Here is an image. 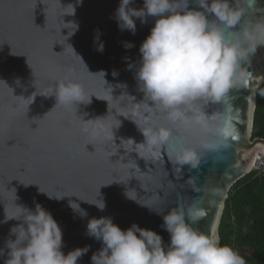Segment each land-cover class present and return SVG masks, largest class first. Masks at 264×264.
Listing matches in <instances>:
<instances>
[{
	"label": "water",
	"instance_id": "95a60500",
	"mask_svg": "<svg viewBox=\"0 0 264 264\" xmlns=\"http://www.w3.org/2000/svg\"><path fill=\"white\" fill-rule=\"evenodd\" d=\"M229 3L245 13L236 26L225 30L226 37L232 40V34L238 35L246 28L247 34L239 38L246 51L249 44L257 46L256 52L241 62L253 79L247 88L230 90L220 102H200L209 116L229 112L238 139H229L227 148L212 152L200 147L204 139L200 135H186V143L197 149L198 162L192 168L173 165L166 148L156 164L146 162L135 152L126 154L122 148L109 158L108 150L116 151L110 143L81 132L84 119L87 122L107 116L108 103L95 96L110 97L112 88L114 100H109V114L97 125L108 127L119 119L121 126L114 130L117 145L121 138L144 142L136 124L120 115L132 118L135 103L145 102L135 76L142 60L140 47L158 17H147V23L137 19L133 35L118 27L115 13L120 0H83L82 5L77 0H0V264H5L8 258L6 241L16 238L10 234L11 228L22 223L17 220L5 223L6 215L22 218L23 210L17 206L35 211L37 203L60 225L64 242L61 250L65 255L90 246L77 264H91L92 255L102 248L101 241L86 235L88 220L93 217H110L122 230L133 224L153 230L163 238L167 249L171 237L161 227L163 216L179 205L185 211L196 205L205 215L198 221L187 222L205 234L215 233L221 243L220 226L229 192L251 172L259 151L264 152V139L252 138L257 90L264 82V27L252 29L264 25V0H229ZM69 4L76 6L74 16H64L71 12L63 8ZM143 6L144 0H134L130 5L137 9ZM189 9L204 11L196 0H189ZM207 16L209 22L219 23L213 14ZM62 21L79 25L66 42L62 36H67L70 30L63 27L71 26ZM98 31L104 44L103 53L94 44ZM126 42L134 47L126 49ZM89 72H104L105 76ZM67 78L83 84L88 95H95L91 104L80 105L78 111L77 107L57 106L45 116L57 103L55 96H51L56 82ZM35 92L37 96L29 105L31 101L23 98ZM147 102L153 106L151 101ZM143 110L142 104L140 111ZM152 121L157 127H172L163 113L153 115ZM121 156L125 157L121 162H129L127 165L116 163ZM177 167L180 171H176ZM39 187L49 195L71 197L50 199ZM99 189L106 202L103 212L81 201L95 200ZM70 201L79 204L87 217L74 212L69 207Z\"/></svg>",
	"mask_w": 264,
	"mask_h": 264
},
{
	"label": "clouds",
	"instance_id": "9594fccd",
	"mask_svg": "<svg viewBox=\"0 0 264 264\" xmlns=\"http://www.w3.org/2000/svg\"><path fill=\"white\" fill-rule=\"evenodd\" d=\"M133 2L134 0H120L116 9L115 16L121 31L128 30L135 35L137 19L141 23H147V17H158L151 34L140 47L142 60L135 76L146 103H135L132 118L120 115L136 124L145 138L144 142L136 143L132 138H121L120 144L117 145L114 130L121 126L119 119L108 127L97 125V121L104 120L109 114V100H114L112 88L110 97L100 99L95 95H88L84 85L72 78L59 80L56 82L54 94L51 95L55 96L57 103L45 116L57 106L77 107L78 111L80 105L91 104V97L95 96L108 103V114L106 117L87 122L84 119L81 132L92 139L102 138L110 143L116 151L113 153L109 149V158L117 155L122 148L126 154L135 152L139 158L156 164L166 148L167 156L173 165H191L195 168L198 162L197 149L186 143V135H200L204 138L200 147L212 152L227 148L229 139H238L229 112L209 116L201 108L200 102H220L230 90L241 86L247 88L253 79L248 68L241 67L245 57H251L257 50V46L249 44L246 51L239 39L246 35L248 30L245 28L238 35L232 34V40L226 37L225 32L241 21L245 10L232 7L229 0H211V3L209 0H196L204 11L189 9V0H144V6L140 9L130 7ZM82 3L83 0H77L78 5ZM63 8L71 9V12L64 16L75 15V5L69 4ZM207 14H213L219 23L209 22ZM63 24L71 26L63 27L70 30L67 36L61 35L66 42L78 31L79 25L74 22ZM260 27L264 25L258 24L252 31H258ZM100 35L98 31L94 44H97L96 50L103 53L104 44L100 42ZM124 47L131 49L134 45L126 42ZM76 56L82 60L79 55ZM90 74L105 76L104 72ZM36 92L23 99L31 101V105L34 102L33 97L35 99L37 96ZM259 95L264 96V90L260 91ZM147 101H151L153 106H149ZM142 104L143 112L140 111ZM156 113L165 114L172 127L155 126L152 117ZM208 137L213 139L209 141ZM124 159L125 157L121 156L116 163L127 165L129 162H121ZM136 167L140 170L137 164ZM176 171H180V167H177ZM39 191L47 194L50 199L62 200L71 197L49 195L41 191L40 187ZM126 195L131 199L128 192ZM81 201L95 206L101 212L106 209L100 189L95 200ZM17 207L23 210L22 218L6 215L4 221H22L10 230V234L16 238L6 241L9 251L5 264H77L90 250V246H86L76 248L65 255L61 250L64 247L63 231L52 214L39 203L36 204L35 211L23 206ZM69 207L81 217L88 215L75 202L70 201ZM157 214L160 212L157 211ZM204 215V210L196 205L190 206L187 211L179 205L164 215L161 227L171 237L167 249L164 247L163 238L153 230L141 228L137 224L122 230L110 217H93L88 220L86 235L101 241L102 248L92 255L91 264H246L244 257L233 247L220 243L218 235H208L195 230L187 222L198 221Z\"/></svg>",
	"mask_w": 264,
	"mask_h": 264
},
{
	"label": "trees",
	"instance_id": "16d2710c",
	"mask_svg": "<svg viewBox=\"0 0 264 264\" xmlns=\"http://www.w3.org/2000/svg\"><path fill=\"white\" fill-rule=\"evenodd\" d=\"M264 82L257 90L252 138L264 139ZM221 244L233 247L246 264H264V174L255 171L230 190L220 226Z\"/></svg>",
	"mask_w": 264,
	"mask_h": 264
},
{
	"label": "built area",
	"instance_id": "2783aa9c",
	"mask_svg": "<svg viewBox=\"0 0 264 264\" xmlns=\"http://www.w3.org/2000/svg\"><path fill=\"white\" fill-rule=\"evenodd\" d=\"M254 166L252 167V171H255L259 174H264V153H258L254 159Z\"/></svg>",
	"mask_w": 264,
	"mask_h": 264
},
{
	"label": "bare ground",
	"instance_id": "6f19581e",
	"mask_svg": "<svg viewBox=\"0 0 264 264\" xmlns=\"http://www.w3.org/2000/svg\"><path fill=\"white\" fill-rule=\"evenodd\" d=\"M261 153V151H259ZM264 153V152H263ZM255 162H253L252 167L254 166Z\"/></svg>",
	"mask_w": 264,
	"mask_h": 264
}]
</instances>
